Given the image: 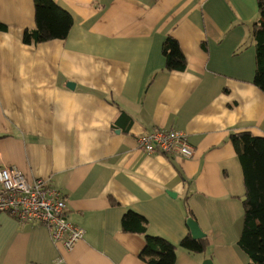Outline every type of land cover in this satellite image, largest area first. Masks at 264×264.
I'll return each instance as SVG.
<instances>
[{
  "label": "crops",
  "instance_id": "1",
  "mask_svg": "<svg viewBox=\"0 0 264 264\" xmlns=\"http://www.w3.org/2000/svg\"><path fill=\"white\" fill-rule=\"evenodd\" d=\"M53 2L73 19L67 36L26 44L33 0H0V167L47 179L85 233L66 249L45 225L0 214V264H149L144 233L122 228L129 210L175 244V264L250 262L237 244L245 185L231 135L264 136L257 0ZM168 35L181 70L165 67ZM156 127L185 132L192 157L144 153L137 137ZM189 216L202 251L179 245Z\"/></svg>",
  "mask_w": 264,
  "mask_h": 264
},
{
  "label": "trees",
  "instance_id": "2",
  "mask_svg": "<svg viewBox=\"0 0 264 264\" xmlns=\"http://www.w3.org/2000/svg\"><path fill=\"white\" fill-rule=\"evenodd\" d=\"M36 26L25 29L22 41L26 44L65 38L72 17L57 7L53 0H33ZM259 16L252 26L255 41V72L253 83L264 93V0H257ZM0 29L5 25L0 22ZM162 53L167 69L181 70L186 59L178 41L168 35L162 43ZM232 139L240 144L238 158L242 167L245 195L243 199V226L237 244L249 256L247 264H264V136L250 131L233 133ZM126 231L144 233L145 245L141 257L149 264H175L176 246L159 234L146 232L143 215L129 210L121 218ZM179 245L188 251H202L204 239L194 240L188 233Z\"/></svg>",
  "mask_w": 264,
  "mask_h": 264
},
{
  "label": "built area",
  "instance_id": "3",
  "mask_svg": "<svg viewBox=\"0 0 264 264\" xmlns=\"http://www.w3.org/2000/svg\"><path fill=\"white\" fill-rule=\"evenodd\" d=\"M138 146L146 154L174 153L185 158L193 155V147L182 130L156 127L137 137ZM61 191L45 178L27 180L14 165L0 167V214L13 216L19 223H39L49 230L53 241L71 249L84 237L82 226L69 219Z\"/></svg>",
  "mask_w": 264,
  "mask_h": 264
},
{
  "label": "water",
  "instance_id": "4",
  "mask_svg": "<svg viewBox=\"0 0 264 264\" xmlns=\"http://www.w3.org/2000/svg\"><path fill=\"white\" fill-rule=\"evenodd\" d=\"M71 85L72 84H70V86ZM169 193H174V192L169 191ZM186 224L189 227L190 234L193 239H198L204 235V233L202 232V230L200 229L198 225V222L193 217L191 216L187 217ZM203 264H214V263L212 259L206 258L203 260Z\"/></svg>",
  "mask_w": 264,
  "mask_h": 264
}]
</instances>
